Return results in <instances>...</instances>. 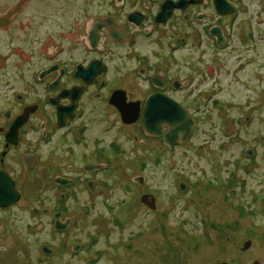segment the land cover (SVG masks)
I'll list each match as a JSON object with an SVG mask.
<instances>
[{
    "label": "flooded vegetation",
    "instance_id": "obj_1",
    "mask_svg": "<svg viewBox=\"0 0 264 264\" xmlns=\"http://www.w3.org/2000/svg\"><path fill=\"white\" fill-rule=\"evenodd\" d=\"M196 1L97 0L96 15L89 1L87 23L74 19L70 29L76 41L47 35L39 69L9 85L0 100V264H99L116 249L114 258L126 264L140 254L138 234L106 243V219L124 229L119 211L127 207L135 217L144 208L154 222L163 202L141 175L143 164L188 156L201 96L210 97L201 83L221 73L217 65L233 52L237 64L227 71L243 70L249 56L241 50L264 36V0ZM180 110L192 121L191 135L167 142ZM172 177L171 205L221 189L181 172ZM118 191L123 197L112 202ZM144 195L154 197V209L141 202ZM101 209L111 217L100 211L93 219Z\"/></svg>",
    "mask_w": 264,
    "mask_h": 264
},
{
    "label": "rangeland",
    "instance_id": "obj_2",
    "mask_svg": "<svg viewBox=\"0 0 264 264\" xmlns=\"http://www.w3.org/2000/svg\"><path fill=\"white\" fill-rule=\"evenodd\" d=\"M89 1L97 7L91 14L98 13L97 0H0V100L18 75L39 69V50L47 35L56 43L76 41L70 29L74 19L81 27L87 23ZM257 40V35L250 39L256 46L253 50L240 52L249 56L243 70L227 71L237 64L233 52L228 62L222 59L217 65L221 73L201 83L202 94L210 97L201 96L198 128L186 147L188 156L176 162L143 164L141 175L149 188L160 192L163 202L154 222L144 208L137 209L135 217L127 207L119 211L124 229L106 219L109 245L117 246L120 238L131 234L142 236L135 243L140 254L127 257L126 264H213L229 259L233 264H264V140L260 139L264 138V36L261 45ZM25 58L29 67L21 65ZM248 149L253 150L251 155L245 154ZM177 172L221 189H209L189 206L184 198L171 205V198H177L172 177ZM230 182L232 193L225 190ZM112 197L113 202L123 194L118 191ZM100 211L104 218L111 215L101 209L93 211L92 218H99ZM101 240L103 247L105 240ZM247 241L250 245L243 249ZM116 250L99 264H122L119 255L113 256Z\"/></svg>",
    "mask_w": 264,
    "mask_h": 264
},
{
    "label": "water",
    "instance_id": "obj_3",
    "mask_svg": "<svg viewBox=\"0 0 264 264\" xmlns=\"http://www.w3.org/2000/svg\"><path fill=\"white\" fill-rule=\"evenodd\" d=\"M192 4L197 3L196 0H191ZM171 11L167 10V13L169 14ZM181 111V110H180ZM178 111L176 114H174V119L169 122L170 124V132L165 136V140L167 142H172V141H177L178 139H187L190 137L191 135V127H192V121L191 119L188 117L187 114L182 113ZM126 119V116H125ZM248 118H246L247 120ZM127 121V120H126ZM146 132L149 133V126L146 125L145 126ZM261 140H264V138H260ZM253 153L252 149H248L246 151V155H251ZM2 196V192H0V197ZM150 198V200L148 201V199ZM141 202L145 205H148L151 209H154L155 207V199L153 196H149V195H144L141 197ZM250 245V242L247 241L245 242L243 249H247ZM254 264H259L257 261Z\"/></svg>",
    "mask_w": 264,
    "mask_h": 264
},
{
    "label": "trees",
    "instance_id": "obj_4",
    "mask_svg": "<svg viewBox=\"0 0 264 264\" xmlns=\"http://www.w3.org/2000/svg\"><path fill=\"white\" fill-rule=\"evenodd\" d=\"M207 185H209V186H210V185H212V184H211V183H209V184H207ZM226 186H231V182H230V184H229V183H228V184L226 183ZM208 225H212V223H210V224H208Z\"/></svg>",
    "mask_w": 264,
    "mask_h": 264
}]
</instances>
